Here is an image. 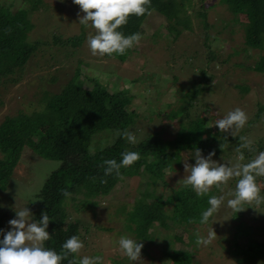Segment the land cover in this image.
<instances>
[{
	"label": "rangeland",
	"instance_id": "rangeland-1",
	"mask_svg": "<svg viewBox=\"0 0 264 264\" xmlns=\"http://www.w3.org/2000/svg\"><path fill=\"white\" fill-rule=\"evenodd\" d=\"M176 1L180 6L190 5L186 8L188 15L183 16L189 27L178 24V35L173 29V17L150 11L142 23V39L138 45L126 50L123 55L113 53L100 56L92 55L88 46V38L97 32L91 22L87 26L79 22L84 13L73 0H34L33 3L0 0L3 6L12 11L20 8L27 10L31 29L26 41L37 43L36 51L29 57L23 70L18 72L19 76H12L17 77V81L5 80L0 86V121L5 116L17 113L32 117L41 113L45 110L44 95L59 92L76 72L85 88L92 87L96 82L106 86L109 92L128 87L130 94L135 95L127 106L128 111L144 113V120L134 117V123L141 127L139 133L155 134L163 141L173 140L180 125L178 121L163 119L157 111L175 106L180 97L175 89L192 79L195 86L198 82L200 85L206 83V87L210 85V89L203 90L199 95L205 104L203 112L208 114L205 116L206 127H216L214 117L216 121L222 119L236 108L242 109L249 121L258 108L264 106V73L256 70L259 65L264 68V47L248 48L244 53L242 23L237 22L233 13L219 5L217 0ZM198 10L206 13L203 19L196 13ZM225 22L229 25L225 26ZM76 35L83 36L78 46L69 40ZM210 51L215 52L211 61L208 60ZM235 61L237 65L232 67ZM201 68H205L207 75L212 77L201 79L198 73ZM237 84H245L248 89L241 92ZM193 103L199 106L197 100ZM210 116L213 119L208 120ZM149 117L151 121H145ZM248 121L243 128H233L229 132L231 135L239 133V138L214 145V166L247 164V158L237 152L236 144L243 145L247 141L257 144L261 140L264 145V109L256 121L250 124ZM132 127H129L130 132L135 135V128ZM55 131L41 124L34 130L32 138L51 142L57 137ZM181 131L188 132L187 129ZM116 135L113 128L98 130L92 134L87 149L91 152L103 148L112 143ZM155 136L153 138L157 140ZM143 137L136 138L137 142ZM143 141L146 143L147 138ZM87 149L84 147L61 156L58 147L54 153L56 157L75 161L78 152ZM258 150L253 159L264 151ZM194 154L182 150L180 162L169 168L163 166L166 161L162 157L152 175L144 169L132 175H123L107 194H89L83 188L76 191L73 199H65L63 203L68 221H79L81 225L78 237L84 247L74 254L75 258L99 256L102 258L100 264H175L171 253L186 250L190 253L188 264H264V199L260 204L255 201L244 203V209L238 212L227 203L235 198L240 177L231 178L219 187L213 186L208 193L200 196L203 202L199 210L201 218L202 213L210 207V197H224L221 206L206 224L201 223V219L188 225L175 224L163 218L161 224L156 221L147 224L146 231L139 228L138 222L143 223L139 209L144 204L151 207L166 204V215L172 214V204L168 202L172 201L173 192L176 195L180 191L178 189L185 186L184 180L190 170L185 172L184 161L194 165ZM59 164L57 159L42 157L26 145L22 147L10 178L0 188V224L4 230L0 240L4 232L11 230L8 221L15 218L16 211L22 210L35 197L50 171ZM161 172L163 175L157 176ZM256 183L260 188V197L264 198V176L257 177ZM238 229L243 232H238ZM213 230L216 236L210 244H196L197 235L206 238ZM121 237L143 243L142 259L131 261L124 254L119 246ZM246 238L262 244L261 251L254 255V259L246 258L241 249L237 250L244 246Z\"/></svg>",
	"mask_w": 264,
	"mask_h": 264
},
{
	"label": "trees",
	"instance_id": "trees-1",
	"mask_svg": "<svg viewBox=\"0 0 264 264\" xmlns=\"http://www.w3.org/2000/svg\"><path fill=\"white\" fill-rule=\"evenodd\" d=\"M18 1L33 3L34 0ZM217 3L232 12L236 21L242 23L244 33L242 51L244 53L248 51V48L264 47V0H217ZM187 7H190V5L180 6V3L176 0H151V7L148 12L139 17L129 16L127 24L121 26L118 31L125 36L141 33V26L145 17L150 11H155L164 17L174 18L173 29L178 35L180 32V29L177 28L178 24L182 23L185 27H189L188 22L183 18V16L188 15ZM192 12L194 11L192 10ZM196 13L202 19L206 14L201 10ZM228 25L225 22V26ZM30 29L31 24L25 8L12 11L9 7H5L0 3V86L2 82H6L5 80L16 82L18 78L12 76L14 74L19 76L18 72L23 70L29 57L36 51L37 43L26 41ZM69 40L72 44L78 46L81 44L83 36L76 35L69 38ZM214 53L213 51L209 52L208 60H214ZM222 61L224 62V59ZM235 65H237L236 61L232 63V67H235ZM204 69L201 68L198 71L199 77L207 80L212 76L207 75ZM256 70L264 73L262 65L256 66ZM172 77L176 82V76L173 75ZM182 85L183 83L175 89L180 96L176 105L170 106L169 110L157 111V114L161 115L163 119L178 121L180 125L173 140L169 141H163L155 134L152 136L151 133H139L141 127L134 123V117L144 120V113H136L133 110L128 111L127 106L131 103V99L135 97L134 94H130L128 87L109 92L106 86L96 82L92 87L85 88L81 85L77 72L59 92L44 95L45 110L41 113L34 117L17 113L5 116L0 121V188L10 178L12 167L18 161L24 145L42 157L54 158L60 161L59 166L50 171L39 191L34 194L35 197L31 198L26 205L32 211V217L35 220L41 219L42 212H47L51 218L47 228L50 239L44 242L45 248L55 250L60 254L63 252L62 245L67 239L73 235L79 236L80 222L68 221V214L64 207V200L73 199L77 190L85 188L89 194H107L115 183L121 180L123 175H132L139 169H144L152 175L151 173H154L155 166L162 157L166 161V165L163 166L169 168L174 163L178 164L180 162L182 150L195 153L199 149L201 154L206 156L207 152L215 151L214 145L239 138V133L231 135L230 133L221 132L217 126L214 128L206 127L207 120L205 116L208 114L203 112L205 104L201 102L199 95L202 94L203 90L210 89V85L206 87V83L200 85L198 82L195 86L193 79L191 82ZM236 86L241 92H246L248 89L245 84H237ZM195 100L199 104L198 107L193 103ZM262 108L264 109V106L258 108L248 124L259 118ZM211 119H213L211 116L208 117V120ZM145 121H151V117ZM213 121L216 122L215 117ZM41 124L48 125L49 128L56 130L57 137L53 141L47 142L32 138L34 130ZM131 126L135 128L136 138L144 136L136 144H132L122 135H118V133H123L125 130L130 132L129 127ZM106 128L116 130L115 139L109 145L90 152L87 147L92 134ZM181 129H187L188 132L184 133ZM157 134L158 132H156ZM154 136L157 140L153 138ZM146 138L147 141L144 143L143 140ZM58 147L61 156L77 152V150L84 147L88 151L78 152L79 155L75 161L73 159L69 161L67 157L62 159L55 156L57 154L54 152ZM258 149L264 150L261 140L257 144L251 143V148L242 147L240 143L236 144L237 152L247 158L246 163L253 160L255 153L259 151ZM124 152H137L140 159L134 162L131 168L122 167L120 177L116 176L115 173L105 176L106 165L104 162L115 159L119 163ZM163 166H161L162 169ZM162 175V172L157 174V176ZM102 180L106 183H102ZM65 190L70 192L71 195L64 196L62 193ZM178 190H180L179 193L174 195L173 192L171 195L172 201L168 202L172 204V214L169 216L164 211L167 210L164 209L166 204L156 207L144 204L139 209L141 210L139 214L143 223L139 224L137 222L142 231H146L147 224L151 221L161 224L163 218H165L164 220H172L175 224L182 223L185 225L201 219L199 210L203 206L202 198L196 195L191 186H184ZM73 210L76 209L73 208ZM238 232L242 233L243 231L238 229ZM243 245V247H238L237 250L241 249L244 255L246 254V258L252 257V259L256 258L254 255L258 254L262 248L260 242H251L249 238H246ZM171 255L175 264H188L190 258L188 251L174 250ZM73 258H75L74 254H70L68 257V259ZM62 264H68V260L62 261Z\"/></svg>",
	"mask_w": 264,
	"mask_h": 264
},
{
	"label": "clouds",
	"instance_id": "clouds-1",
	"mask_svg": "<svg viewBox=\"0 0 264 264\" xmlns=\"http://www.w3.org/2000/svg\"><path fill=\"white\" fill-rule=\"evenodd\" d=\"M79 5L84 15L80 16L79 22L87 26L91 22L97 34L88 38V46L92 55L104 56L113 53L123 55L126 50L138 45L142 36L134 33L125 36L118 29L127 24L131 15L137 17L144 15L151 7V0H73ZM248 121L246 113L236 108L230 111L224 118L215 122V126L221 132L229 133L233 128H243ZM213 125H210V127ZM122 135L132 144L137 142L133 133L125 130ZM243 140L244 138L241 137ZM251 141H247L242 147L251 148ZM215 152H210L207 157L197 149L194 157L195 164L190 165L184 161L185 172L190 174L184 180L185 186H191L197 196H202L213 187H219L227 183L231 178L240 177L236 185L235 198L228 200V206L236 212L244 209V203L251 204L253 201L260 204L262 199L260 188L256 183V177L264 176V151L260 152L255 159L247 164H237L228 167L223 164L214 166L212 157ZM122 160L118 163L115 159L106 160L104 163L105 176L115 173L120 177V169L129 167L140 159L137 152L122 153ZM243 157L241 156V160ZM102 183L106 181L102 180ZM64 196L71 193L63 191ZM224 197L212 196L208 203L210 207L202 213L201 223L206 224L210 217L219 209ZM35 201V200H34ZM51 218L47 212H42L40 220H33L32 213L28 207L16 211V217L10 219L8 224L11 230L4 232L0 240V264H62L68 260V264H100L101 257L84 256L79 260L68 259L70 254H78L84 247L83 242L76 235L67 239L63 245V252L58 254L55 250L45 248L44 242L50 239L47 231ZM4 230L0 229V232ZM215 231H209L207 237L197 235V245H208L215 239ZM119 246L131 261H139L143 243L131 238L121 237Z\"/></svg>",
	"mask_w": 264,
	"mask_h": 264
}]
</instances>
